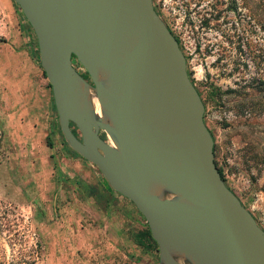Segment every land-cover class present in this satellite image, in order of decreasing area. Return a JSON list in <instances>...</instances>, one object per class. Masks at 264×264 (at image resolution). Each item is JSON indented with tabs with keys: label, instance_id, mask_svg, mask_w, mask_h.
I'll return each mask as SVG.
<instances>
[{
	"label": "water",
	"instance_id": "obj_1",
	"mask_svg": "<svg viewBox=\"0 0 264 264\" xmlns=\"http://www.w3.org/2000/svg\"><path fill=\"white\" fill-rule=\"evenodd\" d=\"M14 1L59 138L136 206L158 264H264V229L221 178L204 103L153 0Z\"/></svg>",
	"mask_w": 264,
	"mask_h": 264
},
{
	"label": "rangeland",
	"instance_id": "obj_2",
	"mask_svg": "<svg viewBox=\"0 0 264 264\" xmlns=\"http://www.w3.org/2000/svg\"><path fill=\"white\" fill-rule=\"evenodd\" d=\"M153 2L180 39L226 184L264 229V0ZM13 48H28L35 68ZM37 48L19 6L0 0V264H158V252L135 242L147 226L136 206L116 191L122 203L106 209L85 195L81 182L108 184L97 167L65 147L53 121L47 148L13 112L25 108L27 93L41 110L45 92L52 96ZM50 102L55 116L53 96ZM106 216L116 219L113 238L100 224Z\"/></svg>",
	"mask_w": 264,
	"mask_h": 264
},
{
	"label": "crops",
	"instance_id": "obj_3",
	"mask_svg": "<svg viewBox=\"0 0 264 264\" xmlns=\"http://www.w3.org/2000/svg\"><path fill=\"white\" fill-rule=\"evenodd\" d=\"M13 50H15L13 52V54L15 55L16 58H18V60L23 59L28 66L30 65L32 67V70L35 68V57L34 55L29 52L30 50L27 49H23L18 51L17 48H13ZM10 74V72L8 73ZM48 93V92H47ZM47 95V97H46ZM25 99H27V105L25 106L24 109H20L17 107H14V113H21V118L22 120H19L24 122L26 124L27 129H29V131H34L35 135H37L40 138H43L44 141V145L48 148H51V144H48V141L50 140V136H49V132H50V126L52 124L55 123L56 125V119L57 116H52V107L53 104H51L50 101H52V96L49 92V94H46L45 92V98H44V105H43V109L41 110L40 107L35 104L36 99L33 98L32 96H29V94L27 93L25 95ZM51 97V98H50ZM16 108V109H15ZM19 124L23 125L22 123L19 122ZM29 137H33V133L29 135H27V139ZM51 143V142H50ZM47 158H51V156H48ZM79 164L81 165V162L77 161V160H73V164ZM87 174L92 173L90 169L87 170ZM86 175V174H85ZM83 175V176H85ZM69 176L74 177H79L78 173L73 171V174H70ZM87 176V175H86ZM77 179V178H76ZM79 179V178H78ZM88 183L84 184L83 182H81L77 188H87V191L84 192L85 195H92L94 198V200L97 202V200H99L102 204H105V207L102 205V207L104 209L108 208L110 204L115 205V203H122L121 198L122 197L120 195L117 196V194L115 193V191L113 189H110V187L108 186V184H103L100 179L96 178L93 181L87 180ZM96 196V198H95ZM109 214H111L108 211ZM112 216V215H110ZM107 217V218H106ZM105 219L100 223L103 224L104 226V231L107 232L110 237L113 238V233L114 232V224L113 221L116 220L113 217H109L106 216ZM138 232V231H137ZM136 232V233H137Z\"/></svg>",
	"mask_w": 264,
	"mask_h": 264
},
{
	"label": "trees",
	"instance_id": "obj_4",
	"mask_svg": "<svg viewBox=\"0 0 264 264\" xmlns=\"http://www.w3.org/2000/svg\"><path fill=\"white\" fill-rule=\"evenodd\" d=\"M159 14L160 12L157 11ZM161 16V14H160ZM162 17V16H161ZM163 18V17H162ZM164 20V19H163ZM166 23V22H165ZM170 28V27H169ZM172 31V30H171ZM173 35L175 36V38L177 39V41L179 42V45L181 47V44H180V39L178 38V36H176L174 34V32L172 31ZM182 49V47H181ZM183 50V49H182ZM37 52H38V48H37ZM39 55V53H38ZM42 73H43V76L46 78L45 74H44V71L42 69ZM85 78H88V75L87 73L83 75ZM87 76V77H86ZM191 81L193 82V79L191 78ZM194 83V82H193ZM264 83V82H262ZM48 86L51 88L49 82L47 83ZM197 88V87H196ZM198 90V89H197ZM228 91H231V90H227L226 92ZM199 94H200V91L198 90ZM219 95L218 96H221V94L225 93V91H220L218 92ZM201 96V95H200ZM202 99V98H201ZM203 101V100H202ZM204 103V106H205V102L203 101ZM204 116H205V112H204ZM205 120V119H204ZM211 132V131H210ZM212 134V132H211ZM213 136V134H212ZM213 140H214V136H213ZM48 144H51L50 141H48ZM213 150H214V160H215V164L220 172V175H221V178L224 180V182L226 183V178L224 176V173H223V170H222V167L218 165L216 159H215V152H216V144H215V141H214V146H213ZM70 151V150H69ZM73 155L75 156H79L77 153L73 152V151H70ZM80 157V156H79ZM228 186V185H227ZM135 242L138 246L144 248V249H147V250H151V249H154L156 252H157V244L156 242L153 240V238L151 237V234H150V231H149V228L148 226H146L145 228L139 230L136 234H135Z\"/></svg>",
	"mask_w": 264,
	"mask_h": 264
},
{
	"label": "flooded vegetation",
	"instance_id": "obj_5",
	"mask_svg": "<svg viewBox=\"0 0 264 264\" xmlns=\"http://www.w3.org/2000/svg\"><path fill=\"white\" fill-rule=\"evenodd\" d=\"M81 73V72H80ZM82 75L86 74V72L84 71L83 73H81Z\"/></svg>",
	"mask_w": 264,
	"mask_h": 264
}]
</instances>
